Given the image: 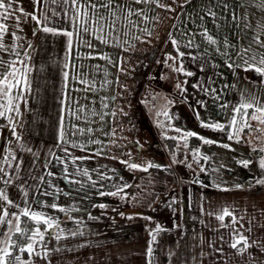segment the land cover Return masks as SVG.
Here are the masks:
<instances>
[{"label": "crops", "instance_id": "obj_1", "mask_svg": "<svg viewBox=\"0 0 264 264\" xmlns=\"http://www.w3.org/2000/svg\"><path fill=\"white\" fill-rule=\"evenodd\" d=\"M175 1L91 0L98 8L89 11L87 32L63 0L52 13L43 12L44 0L36 7L33 0L15 4L26 13L38 11L44 26L58 31L46 33L26 16L19 27L8 23L0 41V76L19 82L12 91L19 115L5 113L13 123L0 118V168L8 173H0V189L13 202L0 200V215L28 207L54 217L63 229H51L18 264H264V184L237 160L253 175L237 186H206L193 177L211 152L203 153L207 144L198 137L218 139L232 131L242 102L264 107V75L245 70L244 63L264 54L256 43L264 40V0H179L173 6ZM12 62L22 69L16 76ZM7 99L0 96V104ZM189 131L198 135L186 138V149L183 133ZM224 144L239 157L235 145ZM224 144L215 147L223 150ZM27 146L34 153L29 158ZM198 148L199 163L192 156ZM245 151L248 165L261 167L260 152ZM220 166L211 164L213 171L224 170ZM53 203L66 211L48 207ZM225 208L237 223L232 216L217 219ZM10 234L9 225L0 224V249L8 247ZM238 235L257 243L233 249Z\"/></svg>", "mask_w": 264, "mask_h": 264}, {"label": "snow or ice", "instance_id": "obj_2", "mask_svg": "<svg viewBox=\"0 0 264 264\" xmlns=\"http://www.w3.org/2000/svg\"><path fill=\"white\" fill-rule=\"evenodd\" d=\"M18 0H0V41L3 40V37L5 34L8 33L9 30V26L4 23V21H7L14 12L19 11V13L23 16H28L31 18L32 21H34L37 25H42V30L46 33L49 32H56L58 30L49 28L47 26H44V22L35 14V13H25L23 8H14L13 5L15 3H17ZM42 0H33V5L34 7L39 6L41 4ZM64 3L69 4L71 6L72 11L75 13V15L73 16V22L74 23H79L81 20H83L84 22V31L87 32L88 31V21L91 19V17L89 16V11H96L98 6L95 4H92L91 0H88L87 4H81L80 0H63ZM143 2V0H137V3H141ZM53 3H56V0H53ZM111 5H99V7H110ZM16 24L17 26H19L20 23V19L19 17H16ZM45 19H47V17H45ZM235 19V16H234ZM99 20L100 17L97 15V19L95 21H93L94 24H99ZM102 31V27L100 29ZM65 35L71 37L73 35V33L71 32H65ZM13 39H19V37L16 36L15 33H12ZM211 40V38H209ZM211 42H215V41H211ZM176 41L173 40V44H175ZM256 43L264 48V40L259 39L258 37L256 38ZM89 47H92V45H88ZM69 47H71V40L69 41ZM5 46L3 45V43H0V49H4ZM250 49L249 48H245L244 52L247 53L249 52ZM27 55V54H26ZM181 56H183V53H180ZM21 64H23V61H20ZM245 65H247V68L245 70H248V68H254V70L256 72H258L261 75H264V54H261L259 57V60L257 61V57L255 55L251 56L249 59L244 61ZM15 62H12L11 64L8 65V67L11 69L10 74L12 76H16L18 73H20L22 71V69H17L15 68ZM230 67H232L233 65H229ZM178 71H183V68L181 67L180 69H178ZM187 75L191 76L192 73L188 72L186 73ZM65 77H67V73H65ZM18 81H12L9 82L8 81V76L7 75H3L0 76V96H5L8 97L6 103L0 104V118H6L9 120L10 123H13L14 121V117L12 116H6L5 113H12L15 112L16 115H19V106L17 104H14V99H16L15 97L12 96V91L13 88L18 86ZM25 86L27 87V81L25 80ZM179 87V85H178ZM241 109H243V114L241 116V119L243 120V124L239 127V129H237V115L241 114ZM248 109H254V111L256 112H260L261 114H264V107H256L253 103H241L239 107L234 109V112L237 115H234L231 121V129L232 131L228 132V139L229 140H233L235 139L236 142H240L239 140V133H243L244 128L247 127L249 129H252V125L248 123V120H257V117L255 115H251L249 114V112L247 111ZM165 116L168 115L167 112L163 113ZM260 123L264 124V119H261L259 121ZM202 126L203 127H212L214 130H220V131H227V128L225 125L222 124H213V125H209V124H205L202 122ZM175 131H181L180 129H174ZM255 130V129H252ZM13 134H15V126H13L12 128ZM198 134L194 133V132H184L183 133V138L185 139V143H184V147L187 149L188 148V144L186 142V138L187 137H192V136H197ZM199 139H201L203 141V143L205 144H213L216 143L215 141H212L210 139H206L203 137H198ZM17 139H19V137H17ZM172 139H179L178 137H172ZM61 141H63V136H61ZM225 148L230 147L229 145H222ZM28 151H31V149H28ZM254 151H256V149H254ZM260 151H264V149H260ZM9 156H11V153H9ZM192 156L193 159L196 160L197 163H199V160H197L196 158L198 156H200V152L199 149H195L192 150ZM8 156L5 157V163H7L8 160ZM11 158L13 160H15L16 158L14 156H11ZM79 159H84L83 157L79 158ZM203 159L205 161L208 160L207 156H203ZM175 162V160H174ZM122 163H126L127 166L129 168H140L139 165H137L134 162H128V161H122ZM241 163L243 164L244 167L248 166V161H241ZM12 165H8V167H11ZM261 168H264V159L261 160L260 163ZM18 167V165H17ZM148 167H158L156 165L153 164H149ZM142 170H147L142 169ZM201 171H205V169L202 167ZM0 173H3L4 176H7L8 173L6 172V170L4 168H0ZM85 175H87V173H84ZM49 175H51V173H49ZM0 179H2V177H0ZM3 183L4 184H9L10 183V179H3ZM257 183H261L264 184V180H259L257 181ZM239 187V186H238ZM123 188H120L117 190V192H110L108 193L109 195H117L119 194V192H122ZM103 194V193H102ZM45 195H47V193H45ZM0 200H3L5 202H7V204L9 206L13 205V202L11 200H9L6 192L3 189H0ZM19 207V206H16ZM48 207H51L52 209L56 210L58 209V206L56 204H51L48 205ZM99 207L104 208L105 205L101 204L99 205ZM59 211H66L65 209H58ZM11 215L12 219H6L7 217H9ZM228 216H232V213L225 208L222 212V214L217 216V219L220 221H224L225 217ZM22 217H28L31 221H33L35 223V227L31 228V229H25L23 227H21V223H22ZM95 219V218H93ZM129 219H131V217H129ZM13 220L15 221V224L13 225ZM232 222L233 223H237L236 217L232 216ZM8 224L9 225V230H10V235L7 241L8 247L0 249V264H8V257L13 256V252L10 249H15L17 248V243L15 241L12 240V235H17L19 234L20 236H22L23 238H25L26 240H28L29 242L24 244V245H20L19 246V252L23 253V252H28L29 255L33 254L34 252H36V248L38 246H42L43 241H44V237L46 234H50V230L53 228L59 229L60 232L63 231V229H60V224L59 222L52 216H49L45 213L42 212H37V211H33L31 208H23L20 209V211L18 213H9L7 210L3 211V214L0 215V224ZM43 224L45 227L42 229L40 227V225ZM14 227L15 231L11 232V229ZM242 227V225H241ZM161 230L160 225H157L156 228V232H159ZM250 231V229H249ZM150 235H152V239L155 240V235L150 231ZM56 239L59 240L61 239V236L59 234H57ZM257 242L253 241L252 244H249L248 238L243 236V235H238V237L234 240L233 243H231V247L233 249H237L238 251L240 249H238V245L243 244L244 246V250H246L249 247H252L253 245H255ZM260 247H264V243L260 244ZM39 254V253H37ZM148 255L151 256L152 255V248L149 247L148 249ZM15 259L17 261H20V256L17 255L15 256ZM28 264H31V261L28 262ZM151 264V262H150Z\"/></svg>", "mask_w": 264, "mask_h": 264}, {"label": "rangeland", "instance_id": "obj_3", "mask_svg": "<svg viewBox=\"0 0 264 264\" xmlns=\"http://www.w3.org/2000/svg\"><path fill=\"white\" fill-rule=\"evenodd\" d=\"M60 3H61V0H56V3H53V0H44L43 12L44 13H46V12L52 13V11L56 12L57 6L60 7L59 6ZM178 3H179V0H176L175 3H173V6H175L176 4L178 5ZM15 4H17V3H15ZM15 4L13 5V7L19 9L20 7L15 6ZM25 13H26V11H25ZM32 13H35L38 16V11L32 10ZM171 14L174 15L173 12ZM16 17H19V19H20L19 26H20V24H22L24 22V20L26 21V18L24 19V17H26V16H23L19 13V11H16L13 13V15L7 21H4V23H6V24L9 23V25L19 27L16 24V19H15ZM48 20H50L49 22H51V18H48ZM186 54L188 57H191L193 55L190 51L186 52ZM174 62H172L173 64H171V65L175 66L176 64H174ZM255 116L257 117V120H251L250 119L248 121V123L252 125V129H255V130H252V129H249L246 127V130H244L243 133H239L240 142H236L235 139L229 140L227 133L218 134V139H212V141L219 142L220 144L229 143L231 145V147H233L235 145L234 149L239 151V152H237V155L239 157H237L236 155L231 154L230 152L226 151L225 147L223 148V150L215 147L216 143H213L212 147H210L211 144H207V148H205L203 150V153L207 152L208 149L211 150V152L209 154L205 153L206 155L208 154L207 155V157H208L207 164L202 166L205 169V171H200V173L197 172L196 174L193 175V177L196 178L195 179L196 182H198L200 184H204L206 186H214V185H218L221 183L223 184V186H228V185L229 186H237L241 182L250 180V177L253 176L254 174L253 175L249 174L242 167H237L236 160L237 161H242V160L247 161V159L250 158L248 153L245 151L246 148L256 149L257 151L260 152V156H259V162L260 163H261V160L264 159V151H260V149H264V124H261L259 122L261 119H264V114L260 115V113H257ZM223 137H225V140L222 139ZM226 137H227V139H226ZM25 149L27 150L28 158L32 154H34L32 151H28V149H30V147L27 146V148H25ZM216 151L218 152V155H216L217 154ZM156 154L157 155L155 157V162H158V164L163 163L162 162L163 156H159L162 154V151L157 150ZM39 160L41 161V163L43 161L45 162L46 156L42 154L41 157H39ZM214 163L221 164V166L219 168L220 169L222 168L224 170L213 171V168H216V167H211V164H214ZM262 177L264 178V175H262ZM251 178H253V177H251ZM234 210L239 211L238 209H234Z\"/></svg>", "mask_w": 264, "mask_h": 264}, {"label": "trees", "instance_id": "obj_4", "mask_svg": "<svg viewBox=\"0 0 264 264\" xmlns=\"http://www.w3.org/2000/svg\"><path fill=\"white\" fill-rule=\"evenodd\" d=\"M250 74H251V76H250L251 80H254V79H256L257 81L260 80V77H258V76L254 77L253 73H250ZM243 111L244 110L241 109V114L237 115V126H239L242 123L241 122L242 121L241 116L243 114ZM247 111L252 112L251 109H248ZM248 166H249L248 168L253 172L255 179L264 180V178L262 177V175H264V168L256 167L255 164H253L252 166L251 165H248ZM35 226H36L35 223L33 221H31L28 217H22L21 227H23L25 229H31ZM40 227L43 229L45 226L43 224H41ZM12 240L17 243V248L10 249L13 252V256L8 257V264H18L19 262L25 261L29 256L28 252H23V253L19 252V246L24 245V244L28 243L29 241L26 240L25 238H23L22 236H20L19 234L12 235ZM17 255L20 256V258H21L20 261H17L15 259V256H17Z\"/></svg>", "mask_w": 264, "mask_h": 264}]
</instances>
